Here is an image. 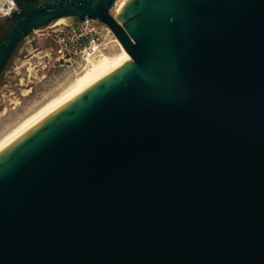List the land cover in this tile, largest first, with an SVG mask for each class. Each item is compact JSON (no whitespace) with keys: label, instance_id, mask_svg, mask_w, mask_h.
<instances>
[{"label":"water","instance_id":"obj_1","mask_svg":"<svg viewBox=\"0 0 264 264\" xmlns=\"http://www.w3.org/2000/svg\"><path fill=\"white\" fill-rule=\"evenodd\" d=\"M0 81L64 19L130 60L0 153V264H264V0H13Z\"/></svg>","mask_w":264,"mask_h":264},{"label":"rangeland","instance_id":"obj_2","mask_svg":"<svg viewBox=\"0 0 264 264\" xmlns=\"http://www.w3.org/2000/svg\"><path fill=\"white\" fill-rule=\"evenodd\" d=\"M111 15H116L114 8ZM57 29L50 27L31 34L6 69L0 81V138L82 73L71 75L74 58L58 61L51 52L55 48L53 39ZM116 52L118 47L111 42L105 54Z\"/></svg>","mask_w":264,"mask_h":264},{"label":"bare ground","instance_id":"obj_3","mask_svg":"<svg viewBox=\"0 0 264 264\" xmlns=\"http://www.w3.org/2000/svg\"><path fill=\"white\" fill-rule=\"evenodd\" d=\"M128 0H118L114 8L116 14L120 12ZM3 0H0V3ZM65 20H58L53 26L64 25ZM69 24V23H68ZM118 47V52L113 55L102 54L98 59L88 62L82 73L77 75L68 85L64 87L57 95L47 100L35 111L24 117L12 129L0 138V153L11 144L21 138L24 134L40 124L45 118L59 110L68 102L79 96L89 87L105 78L113 71L120 68L130 60V57L115 38L114 41Z\"/></svg>","mask_w":264,"mask_h":264},{"label":"built area","instance_id":"obj_4","mask_svg":"<svg viewBox=\"0 0 264 264\" xmlns=\"http://www.w3.org/2000/svg\"><path fill=\"white\" fill-rule=\"evenodd\" d=\"M13 9V0H3L0 3V17L7 16ZM54 35L55 48L51 52L60 61L75 59V66L70 70L71 75H77L88 65L89 61L99 58L109 50L113 42V34L103 24L85 20L81 24L59 25ZM69 41V42H68Z\"/></svg>","mask_w":264,"mask_h":264}]
</instances>
